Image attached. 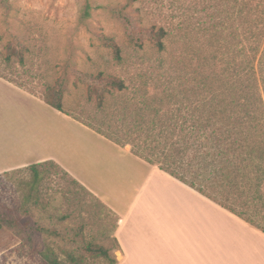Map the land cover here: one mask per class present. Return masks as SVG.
<instances>
[{"label": "rangeland", "instance_id": "obj_1", "mask_svg": "<svg viewBox=\"0 0 264 264\" xmlns=\"http://www.w3.org/2000/svg\"><path fill=\"white\" fill-rule=\"evenodd\" d=\"M174 1L0 0L1 77L43 100L46 94L53 99L61 85L63 109L87 121L93 109L88 99L89 77L123 79L130 93L140 88L148 94L160 93L161 84L168 81L167 72L173 75L172 71L181 67L178 62L183 60V47L168 38L166 50L158 52L137 26L178 24L183 14L190 17ZM86 3L90 5L89 17L82 19ZM114 8L133 18V24L118 20ZM105 38L120 49L121 63L115 60ZM8 46L14 51L10 52ZM140 75L148 80L145 86ZM31 124L32 138L22 157L16 153L17 160L24 158L29 148L32 153L54 151L77 179L105 199L118 194L122 179L142 178L131 168L135 160L123 150L66 122L56 145L48 140L42 152L39 139L34 137L33 117ZM45 170L31 194L29 166L0 173V217L17 223L0 224V264H44L40 253L48 247L60 264H80L83 257L74 244L76 239L114 249L113 214L57 164L45 166ZM262 211L264 214V207ZM22 223L39 225L51 234L24 233ZM85 256V264H108L101 257Z\"/></svg>", "mask_w": 264, "mask_h": 264}, {"label": "trees", "instance_id": "obj_2", "mask_svg": "<svg viewBox=\"0 0 264 264\" xmlns=\"http://www.w3.org/2000/svg\"><path fill=\"white\" fill-rule=\"evenodd\" d=\"M174 3L190 17L183 14L178 24L137 26L158 52L166 50L168 38L183 47L184 57L178 62L182 65L173 75L167 72L160 93L148 94L142 88L130 93L123 79L89 77L93 109L88 121L72 117L112 143L130 146L134 156L264 233V0ZM89 9L86 3L82 19L89 17ZM113 13L133 24L123 10L114 8ZM105 41L121 63L118 46L109 38ZM140 77L145 86L148 80ZM61 88L53 99L46 94L44 101L71 116L63 109ZM49 165L56 164L29 165L30 194ZM2 223L17 224L0 217ZM21 225L24 233L51 234L39 225ZM74 244L83 257L80 264H85L86 254L117 264L111 253L117 250L116 241L114 249L81 239ZM40 256L44 264H60L50 247Z\"/></svg>", "mask_w": 264, "mask_h": 264}, {"label": "crops", "instance_id": "obj_3", "mask_svg": "<svg viewBox=\"0 0 264 264\" xmlns=\"http://www.w3.org/2000/svg\"><path fill=\"white\" fill-rule=\"evenodd\" d=\"M31 117L41 151L48 140L56 145L66 122L123 150L135 160L131 168L142 178L122 179L118 194L105 199L77 179L54 151L32 153L28 147L26 156L17 160L16 153L22 157L21 152L32 138ZM10 155L11 158L4 157ZM46 161L60 166L113 214L117 264H264L262 231L134 156L129 146L112 143L0 76V173Z\"/></svg>", "mask_w": 264, "mask_h": 264}, {"label": "bare ground", "instance_id": "obj_4", "mask_svg": "<svg viewBox=\"0 0 264 264\" xmlns=\"http://www.w3.org/2000/svg\"><path fill=\"white\" fill-rule=\"evenodd\" d=\"M217 209V208H216Z\"/></svg>", "mask_w": 264, "mask_h": 264}]
</instances>
